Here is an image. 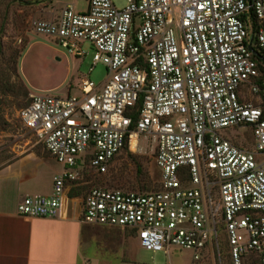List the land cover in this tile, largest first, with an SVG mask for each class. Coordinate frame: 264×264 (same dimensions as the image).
Segmentation results:
<instances>
[{
    "label": "built area",
    "instance_id": "2783aa9c",
    "mask_svg": "<svg viewBox=\"0 0 264 264\" xmlns=\"http://www.w3.org/2000/svg\"><path fill=\"white\" fill-rule=\"evenodd\" d=\"M33 31L75 57L87 42L107 78H81L78 95L30 94L19 110L63 169L51 194L26 195L18 213L59 216L69 180L84 167L105 173L147 133L158 188L92 186L81 221L130 228L148 251L190 250L189 264H204L223 234L230 264H264V0H87L80 11L70 2ZM236 128L250 131L251 149L226 133Z\"/></svg>",
    "mask_w": 264,
    "mask_h": 264
},
{
    "label": "rangeland",
    "instance_id": "374dc122",
    "mask_svg": "<svg viewBox=\"0 0 264 264\" xmlns=\"http://www.w3.org/2000/svg\"><path fill=\"white\" fill-rule=\"evenodd\" d=\"M113 1L117 7L125 4V0ZM70 2H74L78 11L86 9L87 0H0V166L37 142L35 135L22 125L18 117L19 110L29 102L30 94L78 95L81 78L87 77L95 84L107 78L102 63L92 67L93 50L87 42L82 43L87 54L75 57L51 37L33 31L34 20H47L41 14L43 7L50 6L59 11ZM246 97L255 103L260 102L249 93ZM226 133L233 134V141L247 149L252 148L249 130L227 129ZM155 145V136L142 133L138 146L122 150L105 173L99 174L85 167L68 184L74 187L82 183L79 190L84 195L96 185L135 191L155 188L161 174L155 163ZM124 233L132 234L128 230ZM116 235L101 237L103 259L114 260L121 254L123 237L118 232ZM218 241L219 246L208 245L204 264H230L223 234H219ZM129 249L138 254L143 264H189L191 256L190 250L177 247H172L166 254L141 249L136 239Z\"/></svg>",
    "mask_w": 264,
    "mask_h": 264
},
{
    "label": "crops",
    "instance_id": "0c3cea01",
    "mask_svg": "<svg viewBox=\"0 0 264 264\" xmlns=\"http://www.w3.org/2000/svg\"><path fill=\"white\" fill-rule=\"evenodd\" d=\"M46 8L50 6L43 7L41 14L47 20L56 19L61 10ZM62 169L37 142L0 166V264H143L138 254L129 249L137 240L134 230L81 221L87 192H76L73 185L65 186L59 216L31 217L18 213L17 204L26 195L51 194L53 177ZM124 230L132 234L127 235ZM116 232L123 237L121 254L114 260L103 259L100 239L117 236ZM137 244L141 248L138 240Z\"/></svg>",
    "mask_w": 264,
    "mask_h": 264
},
{
    "label": "trees",
    "instance_id": "16d2710c",
    "mask_svg": "<svg viewBox=\"0 0 264 264\" xmlns=\"http://www.w3.org/2000/svg\"><path fill=\"white\" fill-rule=\"evenodd\" d=\"M252 25H253V27H255L256 26V22H255V19L253 18V16H252ZM259 54H262L261 52H259ZM258 59V58H257ZM258 61H259V59H258ZM259 68H260V70L261 71H264V67H262L260 64H259ZM140 104H141V101H138V103L134 106V107H132L131 109V111L133 112V124H132V127H133V125H134V122H135V120H136V118H137V111H138V109H139V106H140ZM127 148V146L124 148V149H126ZM123 149V150H124ZM80 186H81V184H78V185H76V187L74 186L73 187V190L74 191H79V189H80ZM158 187H155V188H152V189H144V190H137V191H149V190H155V189H157ZM129 190H131V189H129ZM230 263V262H229Z\"/></svg>",
    "mask_w": 264,
    "mask_h": 264
},
{
    "label": "bare ground",
    "instance_id": "6f19581e",
    "mask_svg": "<svg viewBox=\"0 0 264 264\" xmlns=\"http://www.w3.org/2000/svg\"><path fill=\"white\" fill-rule=\"evenodd\" d=\"M132 145H134V143H132Z\"/></svg>",
    "mask_w": 264,
    "mask_h": 264
},
{
    "label": "water",
    "instance_id": "95a60500",
    "mask_svg": "<svg viewBox=\"0 0 264 264\" xmlns=\"http://www.w3.org/2000/svg\"><path fill=\"white\" fill-rule=\"evenodd\" d=\"M252 50V48H250Z\"/></svg>",
    "mask_w": 264,
    "mask_h": 264
}]
</instances>
